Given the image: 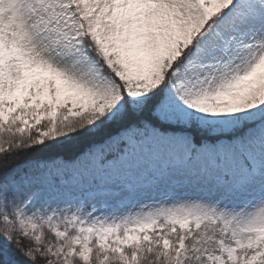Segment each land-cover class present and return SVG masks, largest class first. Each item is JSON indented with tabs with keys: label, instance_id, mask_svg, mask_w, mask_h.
<instances>
[{
	"label": "snow or ice",
	"instance_id": "obj_1",
	"mask_svg": "<svg viewBox=\"0 0 264 264\" xmlns=\"http://www.w3.org/2000/svg\"><path fill=\"white\" fill-rule=\"evenodd\" d=\"M0 264H264V0H0Z\"/></svg>",
	"mask_w": 264,
	"mask_h": 264
}]
</instances>
